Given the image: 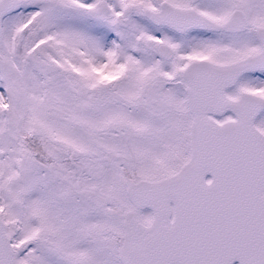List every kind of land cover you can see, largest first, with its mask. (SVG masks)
<instances>
[{"label":"snow or ice","instance_id":"1","mask_svg":"<svg viewBox=\"0 0 264 264\" xmlns=\"http://www.w3.org/2000/svg\"><path fill=\"white\" fill-rule=\"evenodd\" d=\"M0 264H264V0H0Z\"/></svg>","mask_w":264,"mask_h":264}]
</instances>
